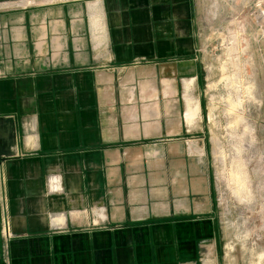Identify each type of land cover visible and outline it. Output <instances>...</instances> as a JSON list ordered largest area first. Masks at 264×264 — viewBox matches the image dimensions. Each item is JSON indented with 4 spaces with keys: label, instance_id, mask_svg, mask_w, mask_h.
<instances>
[{
    "label": "crops",
    "instance_id": "crops-1",
    "mask_svg": "<svg viewBox=\"0 0 264 264\" xmlns=\"http://www.w3.org/2000/svg\"><path fill=\"white\" fill-rule=\"evenodd\" d=\"M193 13L0 0V264H218Z\"/></svg>",
    "mask_w": 264,
    "mask_h": 264
},
{
    "label": "rangeland",
    "instance_id": "rangeland-1",
    "mask_svg": "<svg viewBox=\"0 0 264 264\" xmlns=\"http://www.w3.org/2000/svg\"><path fill=\"white\" fill-rule=\"evenodd\" d=\"M192 6L221 229L218 264H264V0Z\"/></svg>",
    "mask_w": 264,
    "mask_h": 264
},
{
    "label": "bare ground",
    "instance_id": "bare-ground-1",
    "mask_svg": "<svg viewBox=\"0 0 264 264\" xmlns=\"http://www.w3.org/2000/svg\"><path fill=\"white\" fill-rule=\"evenodd\" d=\"M25 1V0H24ZM92 12V11H91ZM98 27V26H97ZM95 30H96V27H95ZM249 88V87H248ZM188 114H187V119L188 120H191L192 116L195 114L196 110L198 109V107L196 108H193V106H188ZM235 176L236 178L238 179L239 178V173H235Z\"/></svg>",
    "mask_w": 264,
    "mask_h": 264
}]
</instances>
